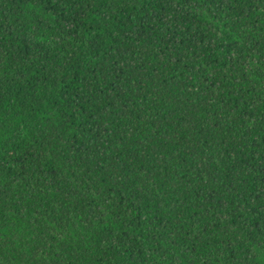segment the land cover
Instances as JSON below:
<instances>
[{
	"label": "trees",
	"instance_id": "1",
	"mask_svg": "<svg viewBox=\"0 0 264 264\" xmlns=\"http://www.w3.org/2000/svg\"><path fill=\"white\" fill-rule=\"evenodd\" d=\"M0 264H264V0H0Z\"/></svg>",
	"mask_w": 264,
	"mask_h": 264
}]
</instances>
